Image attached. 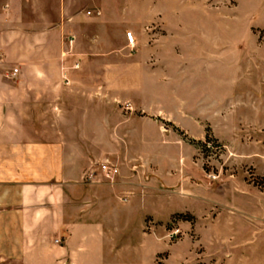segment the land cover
<instances>
[{
  "label": "crops",
  "instance_id": "crops-1",
  "mask_svg": "<svg viewBox=\"0 0 264 264\" xmlns=\"http://www.w3.org/2000/svg\"><path fill=\"white\" fill-rule=\"evenodd\" d=\"M171 11L154 0H0V264H123L133 221L145 247L146 217L182 213L162 217L156 202L181 196L185 183L165 192L147 181L140 161L147 134L134 114L112 113L113 74L125 71L115 59L125 62L131 31L133 88L152 103H124L159 115L165 99L181 108L179 100L194 96L198 104L186 100L178 117L189 129L221 115L226 71L219 49L205 42L209 24H194L183 8L172 19ZM201 87L208 89L203 99L195 95ZM208 104L218 114L199 107ZM115 136L124 173L116 184L85 182L89 168L103 174ZM257 152L244 156L264 161ZM243 182L223 178L215 188L195 187L192 195L201 196L192 198L205 202L204 215L216 209L224 232L264 235V201L249 216L238 204L239 196L264 198V191ZM234 212L244 219L240 228L231 224ZM215 264L225 263L217 257ZM238 264L253 262L241 257Z\"/></svg>",
  "mask_w": 264,
  "mask_h": 264
},
{
  "label": "rangeland",
  "instance_id": "rangeland-1",
  "mask_svg": "<svg viewBox=\"0 0 264 264\" xmlns=\"http://www.w3.org/2000/svg\"><path fill=\"white\" fill-rule=\"evenodd\" d=\"M154 1L173 10L172 19L179 18V15L175 17V11L183 8L187 12L183 17L192 18L194 24H209L208 27L203 26L208 34L205 42L208 48L219 49L223 55L219 58L221 62L224 59L225 104L221 115L219 113L215 119L202 122L194 129L183 127L184 120L178 118L183 115L181 108L184 106L181 104L186 100L198 104L194 96L179 100L181 108L165 99L159 115L150 109L143 110L139 105L133 109L131 104L124 103L126 97L132 102L138 99L141 103H152V98L147 100L143 92L137 94L133 88L132 81H137L139 75L130 71L134 58L131 56L136 51L132 53L128 48V53L126 49L129 56L123 55L125 62L115 59V64L124 65L125 71L113 74L115 100L112 113L115 117L119 113L124 116L134 114L147 134L143 141L144 152L141 153L144 159L140 158L145 163V178L154 180L157 187L165 192L176 191V182L180 183V188L185 183L181 196L174 195L172 200L156 202V209L162 217L172 211L182 213L161 220L146 217L145 247L138 231V221H133L129 233L130 250L123 264H215L217 257L225 264H238L241 257H246L253 264H264L263 234L256 235L245 229L236 233L224 232L227 222L223 218L220 220L222 225L220 222L218 225L216 209L204 215L205 202L198 199L201 190L192 195L195 187L209 184L215 188L221 179L232 176L244 179L248 190L264 191V173H258V168L252 163L264 166V161L244 156L253 151L264 153V0ZM196 94L206 98L208 89L201 87ZM235 94L239 96L236 103L231 102V97L237 98ZM148 106L146 102L145 107ZM199 107L210 110L212 116L218 114L211 109L212 104ZM120 140L118 136L114 137L113 142L118 148L103 161L111 169L112 179L103 172L98 180L116 184L124 173ZM95 170L94 167L86 170L85 182L96 183L88 178ZM239 197L238 204L247 210L244 216H249L248 213L264 201L254 192ZM234 214L231 224L240 228L244 219L239 217L242 216L239 212Z\"/></svg>",
  "mask_w": 264,
  "mask_h": 264
},
{
  "label": "built area",
  "instance_id": "built-area-1",
  "mask_svg": "<svg viewBox=\"0 0 264 264\" xmlns=\"http://www.w3.org/2000/svg\"><path fill=\"white\" fill-rule=\"evenodd\" d=\"M127 36V40H128V48L130 49V52H135L136 51V40L134 37L133 32L129 31L126 33ZM17 70H15L13 75H16ZM100 168H103L102 172L105 173L106 177L109 179H112V175H111V169H108L107 165L101 164ZM93 176V178H92ZM88 178L92 179L93 182L99 183L101 182V180L97 179V169L95 170V172L93 174H89ZM57 242H60V240H56Z\"/></svg>",
  "mask_w": 264,
  "mask_h": 264
}]
</instances>
